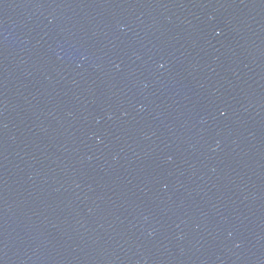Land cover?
<instances>
[{
	"label": "water",
	"instance_id": "95a60500",
	"mask_svg": "<svg viewBox=\"0 0 264 264\" xmlns=\"http://www.w3.org/2000/svg\"><path fill=\"white\" fill-rule=\"evenodd\" d=\"M0 264H264V0H0Z\"/></svg>",
	"mask_w": 264,
	"mask_h": 264
}]
</instances>
